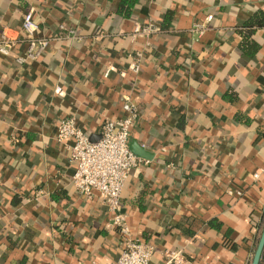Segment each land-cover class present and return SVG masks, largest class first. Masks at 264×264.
<instances>
[{
  "label": "crops",
  "instance_id": "1",
  "mask_svg": "<svg viewBox=\"0 0 264 264\" xmlns=\"http://www.w3.org/2000/svg\"><path fill=\"white\" fill-rule=\"evenodd\" d=\"M119 3L0 0V44L15 42L0 51V264L118 259L107 207L75 193L55 136L74 116L99 139L106 118L127 116V95L139 108L130 148L145 163L122 209L153 246L152 263L182 248L194 264H251L264 227V0H140L130 18ZM30 8L50 43L21 63ZM209 14L197 37L194 23ZM149 25L159 31L135 34Z\"/></svg>",
  "mask_w": 264,
  "mask_h": 264
},
{
  "label": "built area",
  "instance_id": "2",
  "mask_svg": "<svg viewBox=\"0 0 264 264\" xmlns=\"http://www.w3.org/2000/svg\"><path fill=\"white\" fill-rule=\"evenodd\" d=\"M213 15L207 16L206 22H195L192 31L201 37L207 30V23ZM22 28L29 42L25 57L18 58L19 62L39 58L46 50L50 39L38 37L40 24L34 17V8L24 13ZM159 28L154 25L142 28L137 26L135 34L154 33ZM15 42L4 37L0 51L9 54ZM142 53L135 54L129 64V70L139 75L142 70ZM111 69L104 72L108 77ZM56 92L63 94L62 87L57 86ZM124 110L127 116L120 119L106 118L100 130V138L92 140L89 133L77 126L74 116L66 117L58 123L56 142L67 153L74 165L71 179L76 194L87 199L98 196L110 213L107 228L115 230L122 244V251L117 260L108 264H153L154 248L148 242L135 238L128 223V216L122 209V191L131 174L139 168L144 159L137 156L130 148L129 138L131 129L139 118V108L130 96L124 97ZM258 177V174H256ZM161 264H194L187 255L186 249L167 248L163 251ZM67 264H101L97 261H77Z\"/></svg>",
  "mask_w": 264,
  "mask_h": 264
},
{
  "label": "trees",
  "instance_id": "3",
  "mask_svg": "<svg viewBox=\"0 0 264 264\" xmlns=\"http://www.w3.org/2000/svg\"><path fill=\"white\" fill-rule=\"evenodd\" d=\"M139 2L140 0H120L117 12L126 18H130L134 14V11ZM169 16L170 14L167 15L168 19ZM162 28L167 29V27Z\"/></svg>",
  "mask_w": 264,
  "mask_h": 264
},
{
  "label": "water",
  "instance_id": "4",
  "mask_svg": "<svg viewBox=\"0 0 264 264\" xmlns=\"http://www.w3.org/2000/svg\"><path fill=\"white\" fill-rule=\"evenodd\" d=\"M264 251V227L260 236V240H259V244L257 246V249L255 251L253 260L251 264H260L261 258H262V254Z\"/></svg>",
  "mask_w": 264,
  "mask_h": 264
}]
</instances>
